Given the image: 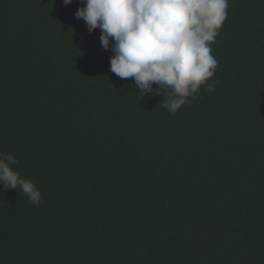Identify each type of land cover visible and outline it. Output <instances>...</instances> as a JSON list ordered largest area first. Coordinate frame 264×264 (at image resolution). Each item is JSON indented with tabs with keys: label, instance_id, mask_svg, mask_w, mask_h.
Segmentation results:
<instances>
[{
	"label": "trees",
	"instance_id": "obj_1",
	"mask_svg": "<svg viewBox=\"0 0 264 264\" xmlns=\"http://www.w3.org/2000/svg\"><path fill=\"white\" fill-rule=\"evenodd\" d=\"M80 7L0 0V151L42 194L0 191V264H264V0H229L215 90L175 114Z\"/></svg>",
	"mask_w": 264,
	"mask_h": 264
},
{
	"label": "clouds",
	"instance_id": "obj_2",
	"mask_svg": "<svg viewBox=\"0 0 264 264\" xmlns=\"http://www.w3.org/2000/svg\"><path fill=\"white\" fill-rule=\"evenodd\" d=\"M72 0H64L68 5ZM75 16L89 33L101 30L100 42L111 48L110 71L133 78L143 99L162 95L160 103L170 114L199 99L201 86L215 90L219 61L211 44L227 18L229 0H81ZM157 85L154 89L153 85ZM13 154L0 151L2 190L19 188L33 205L42 194L31 178L15 167Z\"/></svg>",
	"mask_w": 264,
	"mask_h": 264
}]
</instances>
